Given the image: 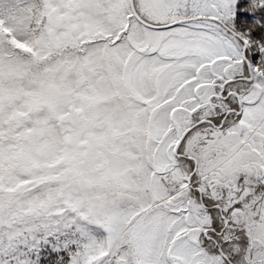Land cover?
<instances>
[{"label": "snow or ice", "instance_id": "snow-or-ice-1", "mask_svg": "<svg viewBox=\"0 0 264 264\" xmlns=\"http://www.w3.org/2000/svg\"><path fill=\"white\" fill-rule=\"evenodd\" d=\"M0 264H264V0H0Z\"/></svg>", "mask_w": 264, "mask_h": 264}]
</instances>
